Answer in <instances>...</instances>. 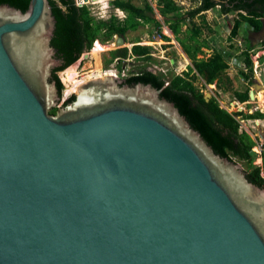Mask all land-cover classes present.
I'll return each mask as SVG.
<instances>
[{"label":"water","instance_id":"obj_1","mask_svg":"<svg viewBox=\"0 0 264 264\" xmlns=\"http://www.w3.org/2000/svg\"><path fill=\"white\" fill-rule=\"evenodd\" d=\"M54 27L49 0L0 4V264H264V187L160 90L109 74L49 113Z\"/></svg>","mask_w":264,"mask_h":264},{"label":"trees","instance_id":"obj_2","mask_svg":"<svg viewBox=\"0 0 264 264\" xmlns=\"http://www.w3.org/2000/svg\"><path fill=\"white\" fill-rule=\"evenodd\" d=\"M58 1L61 6L57 1L49 0L55 19L50 45L54 48L55 55L62 60L61 66L54 67L51 73L59 96L63 89V83L58 72L67 67L62 72L63 80L74 84L79 82L76 70L78 63L75 64V61L84 52L93 49L95 40L104 44L114 38L115 35L124 38L128 31H134L144 25H151L163 40H169V37L162 33V23L156 17L155 9L149 0H142L141 4H136L133 0H110L109 2L113 7L119 8L125 13L122 20L114 15L106 19H97L87 4L77 5L75 0ZM98 2H105V0H97L96 3ZM3 3L25 11L29 0H0V4ZM155 3L163 24L173 34L174 39L191 60V64L182 73L173 74L169 78L160 72L142 68L127 75L123 83L130 84L132 81L150 83L160 90L161 97L174 103L180 114L187 119L192 128L200 133L215 153L230 160L242 161L245 165L244 172L247 179L260 187H264V178L260 175L261 167L254 163L257 154L252 151V147L255 145L253 138L245 131L239 130V123L234 114L220 107L215 96L205 100L204 92L195 84L196 79L201 77L205 84L214 83L217 88L224 91L232 89V80L226 74L229 63L223 52L213 50L208 41L202 37L203 28L210 29L204 13L216 6H219V10L223 14L233 11L238 13V17L234 20L229 32L228 39L231 41L237 36L242 23L248 24L254 31L261 28V19L264 18V0H195L194 6L185 11L175 0H155ZM197 16H200L201 23L194 21ZM184 25L185 28L183 29ZM129 42L132 44L130 47L124 46L105 50L107 54H103L102 57L104 67L115 62V67L120 71L122 69L121 63H128V58H133L136 61L153 59L150 45L139 44L138 39ZM233 46L234 44L231 43L230 47ZM203 48L212 49V53L207 57H198ZM248 50L242 51L247 71L242 70L240 72L243 78L248 81L247 85L243 90L232 89L234 98L240 102L249 99L252 60ZM94 61L97 65L96 70H100L99 54L95 56ZM166 82L168 83L165 84ZM74 98V94L71 93L63 100L61 106L72 102ZM58 109L59 107H53L49 113L55 114ZM240 114L245 118L264 117L258 111L252 114L244 112H240ZM262 168L264 169V155Z\"/></svg>","mask_w":264,"mask_h":264},{"label":"rangeland","instance_id":"obj_3","mask_svg":"<svg viewBox=\"0 0 264 264\" xmlns=\"http://www.w3.org/2000/svg\"><path fill=\"white\" fill-rule=\"evenodd\" d=\"M104 1V0H101ZM110 0H105V2H98V3H87L89 9L91 10L92 14L97 19H106L109 17V13L112 14V10L114 9L112 7V4L109 2ZM136 4H141L142 0H133ZM152 6L155 9L156 17L160 20L162 23V33L169 37V40H163L158 32L153 28L151 25H144L138 27L134 31H128L125 35V43L124 45L127 47L131 46V43L129 41L132 40H139V44L144 45H150L152 47L151 49V55L153 59L148 61L143 60H135L132 58V60L124 64L122 62V67H127L126 74L129 75L130 73H135L139 71L142 68H146L149 70H152L153 72H160L162 73L166 78H169L173 74H180L183 71L186 70V68L191 64V60L187 57V55L183 52L180 44L174 39L173 34L168 30V28L163 24L162 17L158 14L156 9V3L155 0H149ZM179 5L182 6V10H188L194 6L195 0H175ZM205 19L208 24V28H203L202 37L205 38L208 43L210 44V47L213 50H219L222 51L226 60L229 63V68L226 70L227 76L232 80L231 88L235 90H243L246 87V81L245 78H243L242 74L240 73L243 69V54L240 53V49H250L252 48L249 45L248 41V29L249 25L246 23H242V25L239 28L237 36L233 40H229V32L230 29L233 26L234 20L238 17V13L236 11L229 12L227 15L223 14L219 10V6H216L213 9L207 10L204 13ZM194 21L196 23H201L200 16H197L194 18ZM185 28V25L182 27ZM168 32L170 34H168ZM238 40L241 41V46H238ZM96 41V40H95ZM94 41V43H95ZM99 41V40H98ZM100 42V41H99ZM93 43V45H94ZM101 43V42H100ZM113 43V38L110 41H107L106 43L102 44L104 46H107V48L110 47V45ZM234 44L233 47H230V44ZM97 44V43H96ZM95 44V45H96ZM95 45L91 51H86L84 53H88L87 57H83V54L79 57L78 60H76L74 63L77 64L76 70L78 72L77 79L79 82L76 84L74 83H68L63 80L62 72L67 68L61 70L58 72V75L60 77V80L63 83V89L60 95V99L58 100V103L56 107L61 106L64 99H66L71 93L75 92V89L77 86L82 84L83 82H86L90 79L97 78V77H103L104 70L112 69L115 62L111 63L108 67H104L102 63V57L103 54H107L106 51H102L100 53H97L95 50ZM254 45L253 47H255ZM124 47V46H123ZM212 49L210 48H203L202 53L198 54V57L202 56H209L212 53ZM109 50V49H107ZM91 52V55H90ZM99 54L100 59V70L97 69V65L94 61L95 56ZM92 56V58H91ZM142 62V63H140ZM73 64V63H72ZM74 65V64H73ZM117 69V68H116ZM118 70V69H117ZM264 70V68H263ZM119 71V70H118ZM244 71H247L245 69ZM261 79L264 81V72L261 73ZM195 84L200 88L204 94L210 93L211 96H216L217 99H220L225 103V106L229 110H234V108H237V105L232 106V101L236 100L233 96L232 89L224 91L222 89H219L215 86L214 83L212 84H205L204 80L199 77L196 79ZM262 93L261 91L258 92L257 96L259 97V94ZM251 104V103H250ZM253 104H251L252 106ZM243 106V109L248 110L250 105H241ZM234 113V111H232ZM244 112V111H242ZM240 114V112H239ZM260 124L255 127V129H250V136L254 138L255 140L259 139L256 134L262 137L264 140V119L260 120ZM234 162L239 163L242 166V169L244 170V163L242 161H238L237 159H233Z\"/></svg>","mask_w":264,"mask_h":264},{"label":"built area","instance_id":"obj_4","mask_svg":"<svg viewBox=\"0 0 264 264\" xmlns=\"http://www.w3.org/2000/svg\"><path fill=\"white\" fill-rule=\"evenodd\" d=\"M75 1H76L77 5L87 4V3H84L83 0H75ZM96 2L97 1H94V2L90 1L88 3H96ZM113 8L114 9L112 10L113 11L112 14H110V13L108 14L109 17L111 15H114V16L118 17L120 20H122L125 17V13L122 10H120L119 8H116V7H113ZM240 51H242V50H240ZM248 53H249V56L252 60L251 84H253L255 82V79H259L260 82L262 83L263 88L258 89V90H254V98L253 99L249 98L245 102H240L238 100L232 101V103H231L232 106L237 105V108H234V110H229L225 106V103H223V101H221L220 99H217V98L216 99H217L220 107H222V108L226 109L228 112L234 114L235 119L239 123V130L245 131L246 133H248L250 135V129H252V130L255 129V127L261 123L260 120H263L264 117H262V118H245L241 114H237V113L244 111L245 113L252 114V113L258 111L264 115V81L261 79V73L264 72V70H263V68H264V43L256 44L255 47H252L251 49L248 50ZM126 69H127V67L123 66L122 69L120 71H118L114 65L112 69L110 68V69L104 70V74L107 72H110V73H112L113 76L122 80L125 77H127V74L125 72ZM245 69H246V67H244V70ZM167 83L168 82H166L165 84H167ZM251 84H250V89L252 88ZM260 91L262 92V97H263L261 102L259 101L258 96H257L258 92H260ZM246 103H251L253 105L251 107H249L248 110H245V109H243V106H241V105H245ZM232 111H234V113ZM256 136L259 139L255 140L253 138V140L255 141V145L252 147V151H254L257 154V157H256L254 163L261 167L260 175H261V177L264 178V169L262 168V159H263V155H264V140L258 134H256Z\"/></svg>","mask_w":264,"mask_h":264},{"label":"bare ground","instance_id":"obj_5","mask_svg":"<svg viewBox=\"0 0 264 264\" xmlns=\"http://www.w3.org/2000/svg\"><path fill=\"white\" fill-rule=\"evenodd\" d=\"M168 34H170V33L168 32ZM96 43H97V44H96ZM95 44H96V45H95ZM94 45H95V50L97 51V53H100V52L105 51V50L108 49L107 46L102 45L98 40L94 43ZM109 74L112 75V73H110V72H107V73H105L104 75H109ZM97 78H99V77H97ZM83 83H84V82H83ZM75 90H76V89H75ZM258 99H259L260 102L262 101V99H263V97H262V93L259 94Z\"/></svg>","mask_w":264,"mask_h":264},{"label":"crops","instance_id":"obj_6","mask_svg":"<svg viewBox=\"0 0 264 264\" xmlns=\"http://www.w3.org/2000/svg\"><path fill=\"white\" fill-rule=\"evenodd\" d=\"M227 15V14H226ZM167 27V26H166ZM249 28H251V27H249ZM169 30V29H168ZM170 31V30H169ZM172 34V33H171ZM264 41V40H263ZM263 41H261L260 43H264ZM132 45V44H131ZM242 44H241V41H239L238 40V46H241ZM240 50H244V48H241ZM242 51H240V53H242ZM243 54V53H242ZM243 57H244V55H243ZM132 60V58H128L127 59V61L129 62V64H130V61ZM243 69H241V70H243L244 71V67H245V64L243 63ZM245 72V71H244ZM245 81H246V85H247V80L245 79ZM249 90H250V85H249ZM243 102H245V101H243ZM245 105H250V107H251V104L250 103H246ZM245 113V112H244Z\"/></svg>","mask_w":264,"mask_h":264},{"label":"flooded vegetation","instance_id":"obj_7","mask_svg":"<svg viewBox=\"0 0 264 264\" xmlns=\"http://www.w3.org/2000/svg\"><path fill=\"white\" fill-rule=\"evenodd\" d=\"M249 30H253V29H252V28H249L248 31H249ZM60 60H61V59H60ZM61 64H62V62L60 63L59 66H61ZM122 82H124V79H122Z\"/></svg>","mask_w":264,"mask_h":264},{"label":"clouds","instance_id":"obj_8","mask_svg":"<svg viewBox=\"0 0 264 264\" xmlns=\"http://www.w3.org/2000/svg\"><path fill=\"white\" fill-rule=\"evenodd\" d=\"M97 41V40H96Z\"/></svg>","mask_w":264,"mask_h":264}]
</instances>
